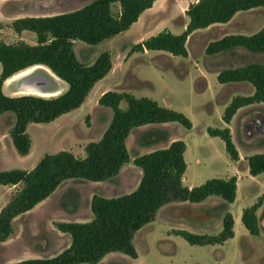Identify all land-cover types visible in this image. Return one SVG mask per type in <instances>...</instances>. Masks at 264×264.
<instances>
[{
    "label": "trees",
    "instance_id": "1",
    "mask_svg": "<svg viewBox=\"0 0 264 264\" xmlns=\"http://www.w3.org/2000/svg\"><path fill=\"white\" fill-rule=\"evenodd\" d=\"M158 0H92L78 9L46 17H26L13 22L17 34L31 32L35 45L24 42L6 44L0 40V116L15 115L9 132L16 152L24 157L30 153L32 141L27 134L30 124H49L60 116L79 109L94 86L112 69L111 54L102 52L88 65L81 63L73 51V42L89 46L111 40L128 31L140 16ZM118 3L120 10L111 11ZM264 8V0H198L189 4L184 14L188 19L184 31L175 35L163 30L131 48V53L163 52L172 57L188 56L186 43L189 36L210 26L226 24L241 12ZM245 50L252 55L264 54V26L252 35L231 34L209 43L206 55L213 56L232 50ZM34 66L50 70L67 89L55 97L35 95L7 96L3 88L9 78ZM247 83L253 88L249 96H237L224 110L222 121L230 124L241 108L264 104V65L251 63L239 68L222 70L219 84ZM125 108H122V104ZM101 108L109 109L111 120L96 142L88 143L85 157L60 151L43 156L30 171L0 172V186H17L19 189L0 210V243L13 234V221L35 208L51 196L66 181L105 182L116 178L123 166L130 162L126 140L137 128L147 125L178 123L186 130L192 122L184 114L161 106L158 102L135 97L128 92L107 91L98 99ZM207 134L224 143L230 160L239 159L229 128H207ZM186 144L173 141L168 147L136 157L133 164L141 171L137 188L120 197L105 198L93 195L90 211L93 218L84 223L59 222L56 229L70 236V245L48 259H27L5 264H99L110 253H122L137 258L132 244L135 232L152 222L157 211L166 204L188 202L199 204L210 197L232 204L236 198V177L210 179L203 184L187 188L182 184L187 169L184 160ZM250 176L264 173V154L247 158ZM261 200L242 212L241 222L250 236L260 235L257 211ZM188 217L204 221L211 216L199 217L188 209ZM191 246L222 244L233 238V220L230 214L223 217L222 231L216 236L196 235L181 230L173 231ZM221 264V263H217Z\"/></svg>",
    "mask_w": 264,
    "mask_h": 264
},
{
    "label": "rangeland",
    "instance_id": "2",
    "mask_svg": "<svg viewBox=\"0 0 264 264\" xmlns=\"http://www.w3.org/2000/svg\"><path fill=\"white\" fill-rule=\"evenodd\" d=\"M90 1L92 0H0V40L6 44L24 42L35 45L33 33L24 31L17 34L13 31L12 24L15 20L67 13ZM190 1L194 0H162L153 10L144 14L139 23L132 26L129 31L98 45L89 46L80 41H74L73 51L81 63L90 65L99 54L109 52L112 56V70L95 85L79 109L60 116L49 124L28 125L27 134L32 145L30 155L25 158L16 152L9 135L15 123V115L10 112L5 113V116L0 118V172L32 170L43 156L60 151H70L76 157L83 156L85 146L101 137L112 117L109 109L98 105L100 90L103 87L108 88V91L118 92L130 89L135 97L164 102L162 106L192 119L194 127L186 130L178 123H169L133 131L127 144L130 162L116 179L99 183L74 180L68 182L61 193L53 198V209L68 213L67 218L92 219L93 215L89 207V198L92 195L99 194L115 198L132 192L138 185L141 174V171L134 166L133 160L148 152L166 148L170 143L171 135H174L176 140L185 142L194 153H199L203 160L206 158V153L218 152V150L226 155L224 143L219 138H212L207 134L209 127L223 128L224 107L222 106L225 103L219 101L206 103V97L196 93L188 80L177 82L170 78L169 68L179 72L181 70L178 68L181 64L201 61L207 56L205 50L208 43L221 37L224 32L226 34L257 32L264 26V8L240 13L231 26L222 33L216 27L206 34L191 37L187 42L190 57L186 59L175 58L179 59L175 60L161 52H150L147 56L133 57L131 48L144 38L164 29L181 33L186 19L184 11ZM119 10L118 3L111 5L113 13ZM255 60L264 65V56ZM175 63L176 65L173 66ZM35 72L46 75L42 69H37ZM49 80L51 81L50 91L57 92L55 96L66 91L67 86L62 81H56L50 77ZM3 91L7 96H21L14 94L16 89L13 86L9 88L4 86ZM204 104L209 114H206L202 108ZM122 108H125L124 103ZM259 120L261 121L258 124ZM231 128L234 141L241 150L246 147L251 154L260 150L264 152V105H251L242 110ZM209 165L217 169L225 167L220 157L215 158ZM2 187L0 186V191L1 189L4 191L0 192V206L10 191L9 188ZM239 192L241 195L242 189ZM253 192L257 193L255 189ZM259 200L263 205L264 192L257 195L254 203ZM66 204H69L68 207ZM43 207L44 205L39 206L32 213L21 216L12 223V236L5 243H0V264L27 259H48L66 248L65 241L55 236V233H59L55 229L58 216H54L55 211L46 213L47 210L42 209ZM259 221L263 225L262 234L258 237L248 234L249 239L242 244V256H227L225 264H264V208L260 209ZM167 227L181 228L194 234L198 231L189 222L179 221L171 215L166 218L164 212H161L153 223L133 235L132 244L139 255L138 260L121 254L124 255L125 260L118 264H191L195 261V257L196 261L201 260L195 251L188 250L194 248L181 237H177V242L173 243L164 241V230ZM53 230L54 233L51 232ZM66 237L70 242V236L66 235Z\"/></svg>",
    "mask_w": 264,
    "mask_h": 264
},
{
    "label": "crops",
    "instance_id": "3",
    "mask_svg": "<svg viewBox=\"0 0 264 264\" xmlns=\"http://www.w3.org/2000/svg\"><path fill=\"white\" fill-rule=\"evenodd\" d=\"M160 1H162V0L156 1L153 4L151 9L145 11L140 16L139 20L141 19V17L144 14H147V12H150L151 10H153L155 5L158 4ZM196 1H198V0L188 2L187 7L189 6V4L195 3ZM187 7H186V9H187ZM239 14L240 13L236 14L234 16V18L226 24L213 25V26L208 27L207 29L195 31L194 33H192L189 36L187 42L191 39V37H193V36L197 37L199 34H206L212 28L217 27L220 30V32L222 33L229 26H231L233 20ZM139 20L135 24H138ZM187 22H188V19L186 17L184 26L182 27L181 30L184 31ZM134 25H132V26H134ZM168 31H170L171 33H173L175 35H179L176 33H180V31L179 32H174L172 30H168ZM158 33H156V34H158ZM156 34H153V35H156ZM231 34H234V35L235 34L252 35V34H246L243 32H239V33L234 32V33H227V34L224 32V34L221 37H219L218 39H215V40H211L209 43L220 40L224 36L231 35ZM153 35H150V36H153ZM150 36H148V37H150ZM148 37H146V38H148ZM146 38H144L143 40H145ZM209 43H208V45H209ZM186 48H187V43H186ZM187 52H188V56L186 58L190 57V53H189L188 49H187ZM148 54H150V52L133 53V57L134 56L135 57L136 56H147ZM161 54H164V53L161 52ZM260 56H264V54L252 55V54L248 53L247 51L241 50V49H236V50H232V51H229L226 53L217 54V55H213V56L207 55V56H205V58L201 59V61L187 63L186 65L181 64L180 67L178 68V70L179 69L181 70L179 72L175 71L174 68H169V75H170V78H172L173 80H175L177 82H179L181 80H188L189 83L191 85H193L196 93H198L202 97H206V101H207L206 103H210L213 101H214V103H216V101L224 102L225 104L222 107H224V110H225V108L232 101L233 98H235L237 96H249L253 93V88L249 84L244 83V82L230 83V84H219L218 83L219 73L222 70H226V69H230V68H239V67H243V66H246L248 64H251V63H258V61H256L255 59H258V57H260ZM173 58L175 59V58H180V57H173ZM186 58H180V59L183 60ZM175 60H179V59H175ZM175 65H176V63L173 66H175ZM107 91H108V88L103 87L100 90V94L102 95L103 93H105ZM120 92L131 93L130 89L120 90ZM159 104L162 106V105H164V102L159 103ZM255 105H264V104H255ZM204 106H205V104L202 105V108L205 110L206 114H209V112L207 111V109L204 108ZM252 106H254V105H252ZM247 107H250V106H247ZM247 107L239 109L237 111L236 115L231 120L230 124L227 125L223 122V128H229L230 129L232 141H233V143H234V145L238 151V155H239L238 161L234 162V161L230 160L229 156L227 154L223 155V153L220 150H218V152L214 151V152L206 153L205 154L206 158H204L205 160H203L200 157L199 153H194V151L191 150L188 145H186V151L184 153V160L187 164V169H186V171L183 175V179H182L183 186L191 189V188H194V187H197V186L203 184L205 181L210 180V179H229L231 177H236L237 190H236V198H235L234 203L225 204L220 198H217V197H210V198L206 199L204 202L199 203V204H190L188 202H173V203H169V204H166L163 207H161L157 211L154 220L152 222H150V223H153L155 221L156 217L159 214L161 215V212H164V216L166 218L171 215V216H174V218L179 220V221L185 220V221L189 222L192 226L195 227L194 229H198L196 235L216 236L222 231L223 217L225 216V214L228 213L231 215L232 220H233V232H234L233 238L227 240L226 242H224L222 244L208 245V246H193L194 249H188V250L195 251V253H197V255L201 257V260H197V261H196L197 258L195 257V261L192 262L191 264H217V263L225 264L227 256H229V257L231 255L234 257H237V256L241 257L242 256V244L244 243L245 240L249 239V235H248L249 233L244 228V226L242 225V222H241L242 212L245 208L250 207L251 205L254 204V199L257 197V195L259 193L264 192V173H262L256 177L250 176L249 171H248L247 158L252 156V155H255V154H264V152L260 150L258 152L251 154L250 152H248L246 147H244L243 150H241L234 141L231 125L233 124L235 118H237L239 116L240 112H242V110H244ZM223 113H224V111H223ZM3 115L0 116V118H3ZM222 116H223V114H222ZM11 121H12V119H11ZM191 121H192V119H191ZM167 124H169V123H167ZM151 126H155V125L143 126V127L134 129L133 131L143 130V129L149 128ZM193 127H194V124L192 123V128ZM132 132L130 133V135L128 136V138L126 140L127 149H128V146H127L128 140H129ZM173 141H177V140H176L174 135L173 136L171 135V140H170L169 145ZM94 142H96V141H94ZM30 152H31V150H30ZM68 152H70V151H68ZM128 152H129V150H128ZM148 153H150V152H148ZM29 155H30V153L27 156H29ZM27 156H24L23 158H25ZM84 157H85V152H84V155L79 157V158H84ZM217 157L218 158L220 157L223 159L224 165H225V167L223 169H217L211 165L208 166V164H210L212 161H214L215 158H217ZM189 161H191V163ZM191 164H192V168H190ZM127 165L128 164H126L125 166L122 167L119 175L122 173V171L124 170V168ZM27 171H30V170H27ZM139 174H140V172H139ZM116 178H114V179H116ZM114 179H112V180H114ZM140 179H141V174H140ZM68 182H71V181H66V182L62 183L51 196H49L46 200H44L43 202L38 204L31 211H29L26 214L21 215V216H27L28 214L32 213L39 206L44 205V207L42 209L47 210L46 213L48 211H55L54 216H58L57 222L84 223L85 221H90L91 218H89V220H79V219H75V218L69 219L66 217V214H68V213L65 214V212L63 213L60 210L56 211L53 209V205H52L53 204L52 203L53 198H55L56 196H58L59 193H61L62 189L66 186V184H68ZM137 186H136V188H137ZM19 187H20L19 185L12 186V187H10V186H3L2 187V188H9L10 191H9L8 195L6 196V198H4L3 203L0 206V210L9 202L11 196L19 189ZM240 189H242L241 195L239 192ZM254 189L257 192L256 194L253 192ZM1 190L2 191H0V192L4 191V189H1ZM92 196L89 198V201H91ZM100 196H102V195H100ZM103 197L109 198L106 196H103ZM68 205L69 204H66V207H68ZM261 208H264V203L261 206ZM186 209H188V210H190L196 214L201 215V216H199L200 218L206 217L207 215H209V213H211V216H209L208 219L200 222V221L193 219L192 217L186 216V214L184 213V210H186ZM260 209L257 211V218H258V222L260 225V235H261L263 225L261 224V221H259ZM21 216L17 217L13 221V223L16 222L19 218H21ZM150 223H148V224H150ZM147 225L142 227L139 231H141ZM55 229H56V227H55ZM181 230H183V229L167 227L166 230H164L163 240L170 242V243H173L174 241L178 240L176 238L179 237V236L173 234V231H181ZM139 231H137V232H139ZM51 232L54 233L55 231L53 230ZM55 236L59 240L65 241V243H66L65 247L66 248L70 245L69 239H67L66 234L59 232V233H55ZM181 245H182V243H181ZM60 252H58L57 254H59ZM121 254L122 253H110V254L106 255L101 260V262L99 264H118L119 262L125 260L124 255H121ZM161 254H165V253L161 252ZM138 258H139V255L137 253V258L133 259V260H138ZM18 262H19V260H18Z\"/></svg>",
    "mask_w": 264,
    "mask_h": 264
},
{
    "label": "bare ground",
    "instance_id": "4",
    "mask_svg": "<svg viewBox=\"0 0 264 264\" xmlns=\"http://www.w3.org/2000/svg\"><path fill=\"white\" fill-rule=\"evenodd\" d=\"M37 69H42L46 75L38 74L35 72ZM59 81L47 68L45 67H32L29 68L6 81L5 87H15V95H35L40 97H51L55 96V93H43L41 88L47 86L49 77ZM54 86V82L52 83Z\"/></svg>",
    "mask_w": 264,
    "mask_h": 264
},
{
    "label": "water",
    "instance_id": "5",
    "mask_svg": "<svg viewBox=\"0 0 264 264\" xmlns=\"http://www.w3.org/2000/svg\"><path fill=\"white\" fill-rule=\"evenodd\" d=\"M34 67H37V66H34ZM40 67H43V66H40ZM50 71V70H49ZM38 74H41V73H38ZM43 75V74H42ZM54 75V74H53ZM55 76V75H54ZM13 77V76H12ZM56 77V76H55ZM57 78V77H56ZM10 79V78H9ZM50 87H51V81L49 80L48 81V84H47V86L46 87H44V88H41V91L43 92V93H50V94H52V93H55L56 91H54V92H51L50 91Z\"/></svg>",
    "mask_w": 264,
    "mask_h": 264
},
{
    "label": "flooded vegetation",
    "instance_id": "6",
    "mask_svg": "<svg viewBox=\"0 0 264 264\" xmlns=\"http://www.w3.org/2000/svg\"><path fill=\"white\" fill-rule=\"evenodd\" d=\"M261 120L258 121V124L260 123Z\"/></svg>",
    "mask_w": 264,
    "mask_h": 264
}]
</instances>
